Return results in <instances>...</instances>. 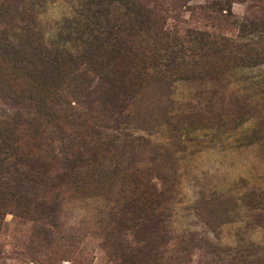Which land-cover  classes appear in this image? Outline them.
I'll return each instance as SVG.
<instances>
[{
  "label": "rangeland",
  "instance_id": "1",
  "mask_svg": "<svg viewBox=\"0 0 264 264\" xmlns=\"http://www.w3.org/2000/svg\"><path fill=\"white\" fill-rule=\"evenodd\" d=\"M224 2L180 0L159 35L109 5L103 51L123 41L151 67L99 105L98 71L62 66L96 43L63 26L99 1L0 0V264H264V57L186 34L264 35L238 30L263 26L264 0Z\"/></svg>",
  "mask_w": 264,
  "mask_h": 264
},
{
  "label": "trees",
  "instance_id": "2",
  "mask_svg": "<svg viewBox=\"0 0 264 264\" xmlns=\"http://www.w3.org/2000/svg\"><path fill=\"white\" fill-rule=\"evenodd\" d=\"M100 4V8L96 11H93L91 14L94 17L93 19H86L81 20L80 28L78 26V22H70L65 24L63 27L73 26L71 23H75L78 30H76L77 38L84 43L85 41L92 39L94 37L96 43L92 45L83 55L68 59L62 66H66L65 70L67 72L73 73L77 72L78 70L90 69L95 68L94 70L98 71V74L105 79V81L109 84V88L104 91V97L95 98V101L98 104H102L106 102L113 93H115L117 88H123L125 83L131 82H138L142 79V73L151 66L145 65V55H138L137 50H133L132 47H122L123 41L116 42L113 46H116L108 51H103V46L107 43V40L110 39V36L114 32L113 29L116 27V24L113 23L107 17L109 11V5L112 6L113 14L119 13L118 9L119 6H115V3H119L120 5L126 6L129 9L130 14L132 15V19L134 21H141L140 22V30L145 31V33H150L151 31L157 33L155 35H159V31L162 30L163 24L167 21V18L173 17L176 18L175 15H168L166 17L163 12L175 11L178 8V3L180 0H98ZM93 0H82L81 8L82 10L91 11L89 5L92 4ZM149 2H153V8H149L147 4ZM226 6L229 5L228 0L224 2ZM203 8V7H202ZM97 12V14H95ZM83 15V13H81ZM220 16L222 17V22L226 25H230L231 27L234 25V22L230 21L228 17L221 12H219ZM177 19V18H176ZM185 22L184 20H181ZM91 23V24H88ZM143 24V25H141ZM238 30L240 32L249 31L250 33L254 32H264V24L262 27H258L253 25L250 29H245L242 23L238 24ZM242 25V28H241ZM24 26V25H23ZM25 27V26H24ZM23 27V28H24ZM211 31H205L202 29L196 30H186V34L189 36L190 40H195L200 43H203V46H207L208 48L212 46H218L221 52L223 53V57H219L220 60L227 61H238L244 63L245 61H249L250 64L259 63L260 56L264 57V35H259L256 39L252 41V46H249V43L237 42L232 38H228L226 36H222L220 38H215ZM136 33V32H135ZM28 36L27 38L33 39L34 34L36 33H26ZM165 36L166 33L163 32ZM86 36V37H85ZM85 37V38H84ZM94 40V41H95ZM243 46H248L249 50L243 49ZM257 49V50H256ZM260 51V52H259ZM217 60L207 61L205 63H200L192 67L193 71L198 72H207L208 70L214 67L215 63H218ZM264 62V59H263ZM198 70V71H197ZM119 85V86H118ZM103 91V90H102ZM105 104V103H103ZM41 157L42 154L40 153L42 150H38ZM142 185V183H140ZM143 185L146 188H150L147 182H144ZM142 185V186H143ZM144 189V187H143ZM34 203H26V208L30 209ZM7 204L4 201L0 200V212H7V208L4 207ZM36 205H34L35 207ZM25 208L21 209L24 210ZM19 210V208H18ZM19 210V212L21 211ZM0 213V214H1Z\"/></svg>",
  "mask_w": 264,
  "mask_h": 264
}]
</instances>
